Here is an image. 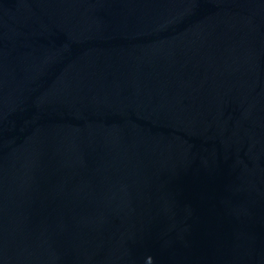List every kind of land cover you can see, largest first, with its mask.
<instances>
[{
  "label": "water",
  "instance_id": "1",
  "mask_svg": "<svg viewBox=\"0 0 264 264\" xmlns=\"http://www.w3.org/2000/svg\"><path fill=\"white\" fill-rule=\"evenodd\" d=\"M0 264H264V0H0Z\"/></svg>",
  "mask_w": 264,
  "mask_h": 264
}]
</instances>
